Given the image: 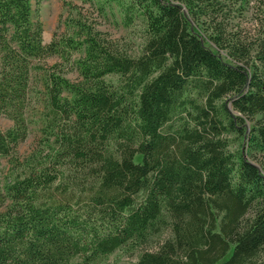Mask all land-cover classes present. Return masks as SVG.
<instances>
[{
    "label": "trees",
    "instance_id": "16d2710c",
    "mask_svg": "<svg viewBox=\"0 0 264 264\" xmlns=\"http://www.w3.org/2000/svg\"><path fill=\"white\" fill-rule=\"evenodd\" d=\"M43 1L0 0V264H261L264 0H104L141 19L135 55L80 12L45 43Z\"/></svg>",
    "mask_w": 264,
    "mask_h": 264
},
{
    "label": "rangeland",
    "instance_id": "374dc122",
    "mask_svg": "<svg viewBox=\"0 0 264 264\" xmlns=\"http://www.w3.org/2000/svg\"><path fill=\"white\" fill-rule=\"evenodd\" d=\"M104 0H45L40 3L37 11V17L42 23V38L45 43H48L54 36L66 37L69 36L72 29L67 27V21L71 18H77L78 12L87 24H93L94 28L99 31L104 38L114 41L116 44L125 49L129 54H138L143 42L142 39V22L140 18L125 27L122 23L121 14L114 4H107ZM251 2V6L253 3ZM35 8L32 2V9ZM251 9L244 13V17L235 22H239L242 28L248 30L253 22V15L251 16ZM79 53H75L72 58L77 57ZM59 57L54 56L43 60L41 64L50 66L54 63H59ZM63 64V62H62ZM70 65L65 68L67 70L65 76L75 81L77 79V72L75 70L69 71ZM37 76L33 79V84L38 81ZM33 87V86H32ZM40 104L37 102V94L35 89H31L30 102L26 109V119L28 122V134L25 140L18 143L14 149V157L19 161H23L28 157L33 150L39 147L42 139L41 121L39 119ZM12 122L0 113V130L5 131L10 128ZM253 163H256L252 160ZM11 164L9 159L0 158V176L3 178L10 172ZM5 208L0 209L3 211ZM230 251L225 256L226 259L230 255ZM135 262V257L129 255L124 251H116L108 259L106 264H132ZM222 261L218 262L220 264ZM261 264H264V256L261 258Z\"/></svg>",
    "mask_w": 264,
    "mask_h": 264
}]
</instances>
